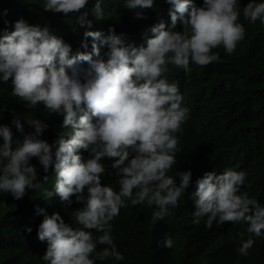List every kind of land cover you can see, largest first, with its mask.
I'll use <instances>...</instances> for the list:
<instances>
[{
    "label": "clouds",
    "instance_id": "9594fccd",
    "mask_svg": "<svg viewBox=\"0 0 264 264\" xmlns=\"http://www.w3.org/2000/svg\"><path fill=\"white\" fill-rule=\"evenodd\" d=\"M167 2L171 29L161 21L151 27V34L124 21L118 35L114 27L108 35L86 31L75 39L77 34L71 33L70 45L47 27L20 19L14 31L0 38V82L11 80L12 95L29 108L43 104L51 113L63 115L59 120L67 133L53 150V145L38 138L47 124L28 120L35 132L13 147L11 128L0 125V192L25 200L31 189H37L40 199V190L47 191L41 181L50 178L54 202L80 208L69 226L59 213L53 214L60 204L53 209L34 205V216L41 217L36 221L38 238L47 242L37 264H96L109 257L123 261L111 235V221L128 206L127 201L133 206L155 205L151 220L164 223L171 220L170 209L182 204L179 199L193 174L191 170L174 177L168 173L181 151L176 133L189 127L196 108L198 84L189 86L191 77L206 73L209 64L220 58L241 56L247 37L255 39L260 29L264 32V0H204L202 7L193 0ZM88 5L89 0H45L44 9L77 14V23L91 27ZM101 5V0H93L91 13L96 20L104 18ZM125 6L151 9L154 0H126ZM135 18H143V12H136ZM178 23L183 30L173 31ZM13 123L24 133L18 118ZM104 157L118 158L111 165L121 177L118 192L103 175ZM32 158L40 164L32 165ZM246 176L233 169L219 175L206 172L196 181L192 223L199 225L203 219L211 229L213 222L243 221L249 233L261 236L264 207L249 198ZM98 232L102 235L96 237ZM174 243L165 235L159 246L171 249ZM254 243L244 239L234 248L236 256H248ZM97 245L108 247L97 251Z\"/></svg>",
    "mask_w": 264,
    "mask_h": 264
},
{
    "label": "trees",
    "instance_id": "16d2710c",
    "mask_svg": "<svg viewBox=\"0 0 264 264\" xmlns=\"http://www.w3.org/2000/svg\"><path fill=\"white\" fill-rule=\"evenodd\" d=\"M125 2L101 0L104 18L96 20L91 13L93 0H89L87 19L92 25L88 27L77 23V14L65 16L45 11V0H0V38L14 31L15 22L20 19L32 26L47 27L70 45L74 41L71 33L77 34L75 39L83 37L86 31H102L108 35L109 28L114 27L118 35L124 21L150 34L151 27L161 21L171 29V5L167 0H154L151 9L134 10L128 9ZM193 2L202 7L204 0ZM136 12H143V18H135ZM172 30L182 31V24L178 23ZM242 46L240 52L245 54L232 59L220 58L209 64L206 73L191 77L189 86L198 84L194 89L196 108L189 127L176 133L181 151L177 153V164L168 173L174 177L176 172L191 170L193 174L190 186L179 199L178 203L182 204L174 211L170 209L171 220L164 223L151 220V214L157 209L155 205L144 202L133 206L127 201L128 206L121 208L120 214L111 221V235L125 259L116 261L109 257L104 261L97 260L96 264H264V230L257 237L247 231L248 225L243 221L223 225L213 222L212 228L208 229L205 220L201 219L196 225L190 216L196 181L211 171L218 175L228 169L246 172L249 198L264 207V32L260 29L255 39L247 37ZM12 90L11 80L0 82V125L11 128L13 147L22 143L25 135L35 132L28 120L39 119L48 127L38 138L56 150L55 142L61 136L67 139L63 121L59 120L63 115L51 113L43 104L29 108L27 102L12 95ZM17 118L24 133L13 123ZM116 159L104 157L101 162L105 165L103 175L109 186L118 192L121 177L111 167ZM30 163L40 164L37 158H32ZM176 182L179 185L178 176ZM41 183L47 191L40 190V199L37 189H31L30 198L25 200H16L10 193L0 192V264H37V257L46 252L47 242L38 238L40 224L36 221L39 222L41 217L40 214L34 216V205L53 209L60 202H54L52 180L48 178L46 183ZM79 209L61 201L53 214L59 213L71 226ZM28 228L32 229L31 233ZM99 235L102 233L98 232L96 237ZM165 235L175 241L171 249L159 246ZM244 239H253L255 243L248 256L239 258L234 248ZM105 247L108 246L97 245V251Z\"/></svg>",
    "mask_w": 264,
    "mask_h": 264
},
{
    "label": "bare ground",
    "instance_id": "6f19581e",
    "mask_svg": "<svg viewBox=\"0 0 264 264\" xmlns=\"http://www.w3.org/2000/svg\"><path fill=\"white\" fill-rule=\"evenodd\" d=\"M130 224V223H129ZM122 233V232H121Z\"/></svg>",
    "mask_w": 264,
    "mask_h": 264
}]
</instances>
